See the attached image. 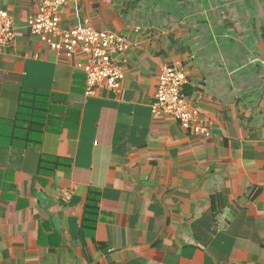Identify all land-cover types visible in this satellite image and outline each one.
Segmentation results:
<instances>
[{"label": "crops", "instance_id": "obj_1", "mask_svg": "<svg viewBox=\"0 0 264 264\" xmlns=\"http://www.w3.org/2000/svg\"><path fill=\"white\" fill-rule=\"evenodd\" d=\"M40 6L0 0L15 33L0 48V264H264V0H70L62 31L129 40L119 92L94 97L87 57L33 34ZM164 67L186 75L209 137L154 116ZM25 92L52 107L29 140L10 125Z\"/></svg>", "mask_w": 264, "mask_h": 264}, {"label": "built area", "instance_id": "obj_2", "mask_svg": "<svg viewBox=\"0 0 264 264\" xmlns=\"http://www.w3.org/2000/svg\"><path fill=\"white\" fill-rule=\"evenodd\" d=\"M69 1L41 0L39 13L30 20L33 34L52 48L66 51L68 57L79 51L87 57L88 63L82 67L86 74L87 97L97 96L102 88L119 92L123 72L116 65L114 56L129 48V40L111 32L95 30L89 25L62 31L59 27V11ZM14 39L13 20L7 12L0 11V48L11 45ZM158 79L152 108L154 116H171L185 131L209 137L210 130L200 120L198 113L190 109L183 96V87L188 83L183 71L175 67H164ZM64 197L70 199L69 194Z\"/></svg>", "mask_w": 264, "mask_h": 264}, {"label": "trees", "instance_id": "obj_3", "mask_svg": "<svg viewBox=\"0 0 264 264\" xmlns=\"http://www.w3.org/2000/svg\"><path fill=\"white\" fill-rule=\"evenodd\" d=\"M50 96L43 94L25 92L20 101V109L18 112L17 119L13 124H10L12 128L19 131L17 134L24 136L26 140H29L31 134L34 132H42L45 120L52 112L50 108ZM37 127L38 129H34ZM22 131V133H20ZM38 143V141H37ZM53 161V160H48ZM56 163H61L57 160ZM98 204H99V193L91 191L89 193L87 204L85 207V214L83 219V228L93 231L95 229L98 220Z\"/></svg>", "mask_w": 264, "mask_h": 264}]
</instances>
